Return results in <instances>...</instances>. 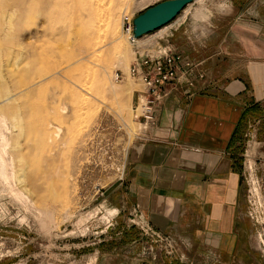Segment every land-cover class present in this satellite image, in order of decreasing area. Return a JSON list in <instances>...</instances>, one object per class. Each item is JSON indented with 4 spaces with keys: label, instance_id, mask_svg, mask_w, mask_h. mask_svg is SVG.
Listing matches in <instances>:
<instances>
[{
    "label": "rangeland",
    "instance_id": "374dc122",
    "mask_svg": "<svg viewBox=\"0 0 264 264\" xmlns=\"http://www.w3.org/2000/svg\"><path fill=\"white\" fill-rule=\"evenodd\" d=\"M99 1L0 0V264H194L169 236L152 228L171 247L145 235L132 211L115 217L109 197L129 145L144 135L135 117L143 86L129 68L162 34L132 46L122 16L165 0ZM219 1L187 6L168 43L181 55L192 51L223 12ZM244 63L214 60L206 76L225 85ZM243 123L237 154L249 242L264 264V102ZM119 254L126 259L112 257Z\"/></svg>",
    "mask_w": 264,
    "mask_h": 264
},
{
    "label": "crops",
    "instance_id": "0c3cea01",
    "mask_svg": "<svg viewBox=\"0 0 264 264\" xmlns=\"http://www.w3.org/2000/svg\"><path fill=\"white\" fill-rule=\"evenodd\" d=\"M217 6L223 12L192 51L181 55L169 44L190 62L192 85L182 77L169 86L154 126L129 145L109 197L115 217L132 211L169 236L189 262L259 264L249 242L237 147L247 111L264 102V0H220ZM222 45L229 52L217 49ZM224 59L245 63L225 85L214 86L206 68Z\"/></svg>",
    "mask_w": 264,
    "mask_h": 264
},
{
    "label": "built area",
    "instance_id": "2783aa9c",
    "mask_svg": "<svg viewBox=\"0 0 264 264\" xmlns=\"http://www.w3.org/2000/svg\"><path fill=\"white\" fill-rule=\"evenodd\" d=\"M134 17V14L122 16L123 33L132 46H136L139 42V39L133 36L132 22ZM174 25L169 24L163 27L159 31L162 33L158 37V41H161L160 44L152 50L144 46L141 52L135 54L134 61L129 68L128 75L143 86L140 104L135 111L137 112L135 117L142 126L143 134L154 126L157 107L169 95V86L182 77L187 79L190 86L192 85L190 62L173 50L167 40ZM113 79L114 82L118 83L122 76L119 72H115ZM142 226L141 229L145 235L155 239L156 242L165 243L171 247L168 239L154 231L151 226L144 224Z\"/></svg>",
    "mask_w": 264,
    "mask_h": 264
},
{
    "label": "water",
    "instance_id": "95a60500",
    "mask_svg": "<svg viewBox=\"0 0 264 264\" xmlns=\"http://www.w3.org/2000/svg\"><path fill=\"white\" fill-rule=\"evenodd\" d=\"M196 0H165L145 9L133 19V36L140 39L173 22Z\"/></svg>",
    "mask_w": 264,
    "mask_h": 264
},
{
    "label": "bare ground",
    "instance_id": "6f19581e",
    "mask_svg": "<svg viewBox=\"0 0 264 264\" xmlns=\"http://www.w3.org/2000/svg\"><path fill=\"white\" fill-rule=\"evenodd\" d=\"M94 1H95V0H94ZM97 1H98V0H97ZM100 1H101V0H100ZM100 1H99V2H100ZM151 1H152V0H146L147 3L151 2ZM196 1H197V0H196ZM196 1H195V2H196ZM99 2H98V3H99ZM104 2H105V1H104ZM102 3H103V2H102ZM141 3H142V2H141ZM98 5H100V4H97V6H98ZM101 5H102V4H101ZM102 6H103V5H102ZM102 6H101V7H102ZM183 13H184V11H183ZM177 20H178V18H177L174 22H172L171 24H176V23H177ZM111 29H112V28H111ZM112 31H113V29H112ZM113 32H114V31H113ZM88 33H89V32H88ZM112 34H113V33H112ZM112 34H111V35H112ZM117 35H118V34H116L115 36H117ZM91 36H93V35H91ZM113 37H114V35H113ZM117 37H118V36H117ZM110 38H111V37H110ZM115 38H116V37H115ZM90 41H91V40H90ZM90 41H89V43H90ZM117 43H118V42H117ZM95 45H96V44H95ZM99 46H100V45H99ZM114 46H115V45H114ZM114 46H113V47H114ZM85 47H87V46H85ZM113 47H112V48H113ZM115 48H116V46H115ZM91 49H92V48H91ZM116 49H117V50H118V49H121V46H120V45H117V48H116ZM116 53H118V52H116ZM117 55H118V54H117ZM118 58H119V57H118ZM104 69H105V68H104ZM103 79H104V78H102V80H103ZM102 80H101V84H102ZM98 83H99V82H98ZM104 84H105V81H103V85H104ZM100 86H102V85H100ZM3 106H4V105H3ZM3 106H2V107H3ZM5 106H6V105H5ZM3 108H4V107H3ZM0 109H1V107H0ZM0 120H1V119H0ZM2 122H3V120H2ZM3 123H4V122H3ZM0 124H1V122H0ZM2 125H3V124H2ZM1 135H2V134H1ZM0 137H1V136H0ZM5 142H6V141H5ZM3 144H4V143H3ZM4 145L6 146V144H4ZM7 147H8V146H7ZM4 148H5V147H4ZM5 149H6V148H5ZM1 151H2V150H1ZM3 151H4V149H3ZM2 153H3V152H2ZM0 155H1V154H0ZM2 155H3V154H2ZM0 158H1V157H0ZM0 167H1V166H0ZM2 167H3V165H2ZM4 170H5V169H4Z\"/></svg>",
    "mask_w": 264,
    "mask_h": 264
}]
</instances>
